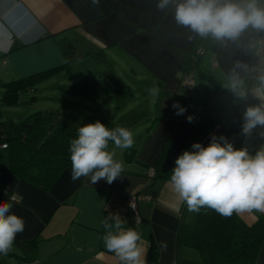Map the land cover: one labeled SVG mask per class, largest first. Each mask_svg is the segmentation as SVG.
I'll list each match as a JSON object with an SVG mask.
<instances>
[{
    "label": "crops",
    "instance_id": "0c3cea01",
    "mask_svg": "<svg viewBox=\"0 0 264 264\" xmlns=\"http://www.w3.org/2000/svg\"><path fill=\"white\" fill-rule=\"evenodd\" d=\"M157 2L99 0L94 5L92 0H0V87L61 65L58 40L62 37L75 47V64L82 60L98 68L87 53L101 50L106 59L103 64L131 82L127 83L133 91L131 98L124 101L114 96L103 105L117 115L108 122L109 128L125 127L133 133L136 155L135 160L127 161L125 150L116 149V159L123 161L125 171L111 184L101 180L92 185L87 177L73 181L69 167L46 191L10 173L8 150L0 148V202L13 201V212L25 221L12 250L0 254V264H119L101 239L106 231L102 221L114 214L121 217L124 228L140 233L145 263L153 241L158 258L150 264H200L196 250L176 248L185 204L172 192L169 179L152 181L148 172L188 113L187 102L204 100L203 75L212 74L223 86L238 84L249 67L253 39L264 35V30L249 28L236 40L224 43L199 37L189 41V31L176 24L174 10L160 11ZM195 42L204 53L195 69V86L187 95L182 70L184 57ZM94 72L98 75L100 71ZM153 87L159 89L156 96L148 91ZM258 87L259 79L248 86L239 108L242 121L247 106L264 103V96L256 94ZM114 98L117 103L112 106ZM176 102L185 109L181 115L173 108ZM224 133L222 121L197 143L207 146L213 136L219 139ZM261 133L264 128L258 127L250 136L243 135L241 147L254 155L264 147ZM138 193L149 197L137 202L140 221L128 210L131 196ZM256 213L237 215L251 225ZM183 216L189 221L192 212L186 209ZM258 263L264 264V244Z\"/></svg>",
    "mask_w": 264,
    "mask_h": 264
},
{
    "label": "clouds",
    "instance_id": "9594fccd",
    "mask_svg": "<svg viewBox=\"0 0 264 264\" xmlns=\"http://www.w3.org/2000/svg\"><path fill=\"white\" fill-rule=\"evenodd\" d=\"M92 3L96 5L99 0ZM156 7L160 11L174 10V20L188 29L189 41L199 37L224 43L236 40L249 28L264 30V0H158ZM258 79L256 94L264 96V75ZM148 91L153 96L159 94L156 87ZM238 95L243 99L247 93L240 91ZM173 108L178 109L177 115L185 111L178 102ZM258 127L264 128V103L247 106L243 113V135L250 136ZM77 132L69 146L71 179L87 177L94 185L101 180L111 184L121 177L125 167L116 159V149L123 151L134 145L131 130L109 128L97 120L80 126ZM174 165L168 183L188 211L199 213L201 208H208L226 218L243 212L264 214V147L253 155L246 147L236 148L226 138L213 136L207 146L194 143L192 150L183 151ZM13 207L11 200L0 202L3 255L12 250L16 236L25 228L24 219L13 212ZM102 224L106 230L101 237L103 244L120 264H145L139 232L124 228L118 214L106 217Z\"/></svg>",
    "mask_w": 264,
    "mask_h": 264
},
{
    "label": "trees",
    "instance_id": "16d2710c",
    "mask_svg": "<svg viewBox=\"0 0 264 264\" xmlns=\"http://www.w3.org/2000/svg\"><path fill=\"white\" fill-rule=\"evenodd\" d=\"M199 46V42L193 44L184 57V66L195 68L198 66L199 59L204 53L202 50L196 56L195 52ZM58 48L63 56L61 65L1 85L0 144H7L4 149L8 150L10 173L46 191L66 168L71 167L70 141L77 137L80 126L66 120L61 110L52 108L38 109L16 119H2L1 106L16 104L19 93L34 90V86L42 78L56 71L71 70V63L76 60L73 43L62 37L58 40ZM87 55L97 63H106L101 50H90ZM195 56L197 60L193 62ZM203 76L204 100L197 104V109L190 112L196 120L195 130L182 152L192 150L194 143L222 121L225 122L226 135L232 133L238 135L236 148H241L243 121L239 116V108L244 104L245 98L241 99L238 93L240 91L247 93L251 81L244 80L243 76L234 89L233 86L221 85L212 74ZM98 77L107 80L109 87L103 86L98 79L87 76L72 88L82 98L99 104L109 103L114 96L124 101L133 96L130 86L110 68L101 70ZM189 116L188 114L187 117ZM183 122L188 121L182 120L179 123L158 162L151 167L154 173L149 177L152 181L170 179L171 171L162 172L161 164L176 131ZM124 156L127 161L135 160V148L125 149ZM186 209L187 206L184 205L176 237L177 251L183 246L196 250L200 256V264H259L258 255L264 244V214L257 212L256 221L248 225L235 213L226 218L208 208H201L199 213L192 212L191 219L187 221L183 219ZM157 258L158 247L152 241L145 264L155 262Z\"/></svg>",
    "mask_w": 264,
    "mask_h": 264
},
{
    "label": "rangeland",
    "instance_id": "374dc122",
    "mask_svg": "<svg viewBox=\"0 0 264 264\" xmlns=\"http://www.w3.org/2000/svg\"><path fill=\"white\" fill-rule=\"evenodd\" d=\"M93 61V64L98 65V68H94L93 65H86L87 62L82 60L77 62V64L73 62L74 66L71 70L56 71L36 83L34 90L20 92L16 104L1 106L2 119H16L38 109L52 108L61 110L66 120L74 122L78 126L95 123L99 120L109 127L108 122L117 118L114 109L82 97L77 98L78 94L72 88L87 76L96 78L103 86L109 87L108 81L98 77L97 73L94 72L95 69L96 71H101L108 67L103 63ZM119 77L126 83H131L125 75H120ZM1 94L2 89L0 87V97ZM111 103L112 106H115L117 99L114 98Z\"/></svg>",
    "mask_w": 264,
    "mask_h": 264
},
{
    "label": "built area",
    "instance_id": "2783aa9c",
    "mask_svg": "<svg viewBox=\"0 0 264 264\" xmlns=\"http://www.w3.org/2000/svg\"><path fill=\"white\" fill-rule=\"evenodd\" d=\"M202 48L199 46L196 49V56L202 52ZM194 58L193 62H196L197 58ZM195 67H186L184 66L182 70V87L187 95H190L192 92L194 86H195ZM264 75V35L257 36L253 39V49H252V56L251 61L249 64L248 69L246 70L244 74V80L252 81L254 79H258L259 76ZM187 111L188 113L185 115V117L182 120L188 121L187 115L189 114V117H192V122L195 124L196 120L194 116L190 114L191 111L197 109V104L188 101L187 102ZM224 138H226L228 141L233 143L234 147H237L238 143V135L236 133L228 134L224 133ZM7 144L2 143L0 144V148H6ZM153 169L151 168L148 172L149 176L153 175ZM149 199L148 196L143 194H134L131 196L128 204V210L131 211L136 218L137 221H140V216L138 213V207L137 202L139 200H146Z\"/></svg>",
    "mask_w": 264,
    "mask_h": 264
},
{
    "label": "water",
    "instance_id": "95a60500",
    "mask_svg": "<svg viewBox=\"0 0 264 264\" xmlns=\"http://www.w3.org/2000/svg\"><path fill=\"white\" fill-rule=\"evenodd\" d=\"M194 130V124L190 122L181 123L166 151L164 160L161 164L162 172L165 173L172 170V168L175 166V159L181 154L182 150L192 139Z\"/></svg>",
    "mask_w": 264,
    "mask_h": 264
}]
</instances>
